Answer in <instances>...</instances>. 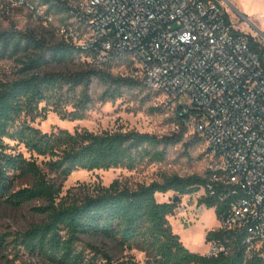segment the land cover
Listing matches in <instances>:
<instances>
[{"label":"trees","instance_id":"trees-1","mask_svg":"<svg viewBox=\"0 0 264 264\" xmlns=\"http://www.w3.org/2000/svg\"><path fill=\"white\" fill-rule=\"evenodd\" d=\"M37 2L61 15L60 23L67 20V0ZM80 55L88 57L90 53L62 41L49 43L31 32L0 31V59L14 58L19 66L15 78L0 81V199L17 207L32 200L45 201V205L34 208L45 215L41 222L23 232L0 235V243L54 264H137L131 256L114 260L108 251L83 237L103 238L128 251L143 252L148 264H241L242 255L237 251L209 257L190 252L168 222L167 217L178 204L173 198L197 191L205 185V176L170 174L162 175L160 181L132 185L115 179L80 200L57 201L61 189L49 173L66 177L77 170H132L143 162L162 161L170 146L180 144L185 150L203 146L191 132L188 114L168 104V121L173 130L163 135L77 128L46 133L34 127L35 119L49 110L63 120L82 118L91 102L86 89L94 80L106 87L103 95L110 100L119 97L124 89L141 87L140 80L114 76L102 67L92 66L91 61L77 71L44 69ZM78 87L81 92L75 95ZM69 104L72 109L64 110ZM21 145L28 157L16 150ZM25 179L31 183L16 189V183ZM168 192L174 193L168 201L157 199L156 193ZM203 201L208 208L216 204L213 198ZM225 206L218 204L217 216ZM223 237L226 238L222 230L209 231L206 242Z\"/></svg>","mask_w":264,"mask_h":264},{"label":"built area","instance_id":"built-area-1","mask_svg":"<svg viewBox=\"0 0 264 264\" xmlns=\"http://www.w3.org/2000/svg\"><path fill=\"white\" fill-rule=\"evenodd\" d=\"M227 1V0H225ZM57 33L98 64L132 62L135 74L165 104L188 114L203 142L205 185L179 197L185 216L226 206L223 239L206 256L241 253L264 264V38L235 26L222 0H67ZM1 13L25 6L44 25L53 16L26 0H0ZM234 8V7H233Z\"/></svg>","mask_w":264,"mask_h":264},{"label":"rangeland","instance_id":"rangeland-1","mask_svg":"<svg viewBox=\"0 0 264 264\" xmlns=\"http://www.w3.org/2000/svg\"><path fill=\"white\" fill-rule=\"evenodd\" d=\"M35 8H39L53 16L54 21L44 25L42 20L34 19L32 11L25 6H10L9 12L1 13L0 3V31L16 29L31 32L37 37H42L49 43L62 41L56 27L60 23L61 15L48 11L46 5H38L37 0H26ZM231 12V19L235 26L250 35H261L264 38V0H222ZM234 7V8H233ZM62 23V22H61ZM63 42V41H62ZM90 57L83 55L65 63H51L44 69L51 71H77L88 66ZM92 66L102 67L112 75L131 76L140 78L135 74L133 65L129 63L98 64ZM14 58L0 59V81L13 79L18 68ZM105 86L97 81H92L86 89L91 102L76 120H63L52 110L44 116L37 117L32 125L42 132L49 133L58 128L73 131L74 129H87L93 132L137 130L155 135H163L173 130L168 117V105L156 93L149 91L143 84L140 88L124 89L115 99H108L103 95ZM75 95L81 92L78 87ZM69 104L64 110L72 109ZM11 144H13L11 142ZM25 157L29 154L21 145L17 147ZM203 146L200 144L185 150L183 145L170 146L166 150L164 159L160 162H143L130 170L125 167L110 168L108 170H77L66 177L49 173L60 186L61 192L57 201L80 200L84 195L90 194L94 189L108 186L113 180L119 179L130 185L135 183H149L160 181L162 175L177 174L189 176L192 174L205 176L206 164L203 157ZM42 158L38 159L40 164ZM29 179L16 183V189L28 186ZM45 205L44 200H32L25 205L17 207L0 199V235L10 232H23L31 225L41 222L45 215L34 210L35 207ZM168 222L173 231L179 235L182 244L193 253L206 254L209 251L206 234L217 230L220 223L214 209L208 208L203 212H193L182 216L175 210L168 217ZM84 241L91 242L102 250L111 254L114 260L127 259L129 256L137 264H148L143 252L128 251L112 241L103 238L83 237ZM0 264H54L40 257L30 256L20 249H12L0 243Z\"/></svg>","mask_w":264,"mask_h":264},{"label":"crops","instance_id":"crops-1","mask_svg":"<svg viewBox=\"0 0 264 264\" xmlns=\"http://www.w3.org/2000/svg\"><path fill=\"white\" fill-rule=\"evenodd\" d=\"M173 195H174L173 192H168V193H166L164 195L163 194H160V193H156V197L160 201H168Z\"/></svg>","mask_w":264,"mask_h":264},{"label":"water","instance_id":"water-1","mask_svg":"<svg viewBox=\"0 0 264 264\" xmlns=\"http://www.w3.org/2000/svg\"><path fill=\"white\" fill-rule=\"evenodd\" d=\"M173 201H174V202H178V201H179V198L175 196V197L173 198Z\"/></svg>","mask_w":264,"mask_h":264}]
</instances>
